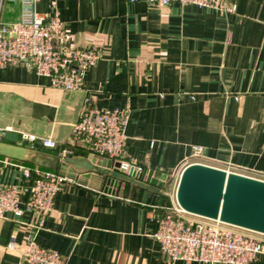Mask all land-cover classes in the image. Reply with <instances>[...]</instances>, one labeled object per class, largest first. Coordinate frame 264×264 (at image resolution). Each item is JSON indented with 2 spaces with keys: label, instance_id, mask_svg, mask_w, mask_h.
Returning a JSON list of instances; mask_svg holds the SVG:
<instances>
[{
  "label": "crops",
  "instance_id": "0c3cea01",
  "mask_svg": "<svg viewBox=\"0 0 264 264\" xmlns=\"http://www.w3.org/2000/svg\"><path fill=\"white\" fill-rule=\"evenodd\" d=\"M22 5L0 0L1 22H20ZM35 9L59 14L66 48L96 45L102 59L80 91L53 88L27 63L0 69V143L31 149L20 145L22 133L52 138L58 148L41 150L60 156L89 94L99 109L129 113L125 161L167 174L172 198L193 163L264 181V0H229L226 13L129 0H36ZM194 147L201 158L191 159ZM24 165L0 156V186L22 184ZM66 177L43 226L29 213L0 219V264L24 261L7 244L28 235L67 264H195L170 263L154 238V217L170 200L146 204L144 190L126 182L107 193L92 173ZM251 264H264V253Z\"/></svg>",
  "mask_w": 264,
  "mask_h": 264
},
{
  "label": "built area",
  "instance_id": "2783aa9c",
  "mask_svg": "<svg viewBox=\"0 0 264 264\" xmlns=\"http://www.w3.org/2000/svg\"><path fill=\"white\" fill-rule=\"evenodd\" d=\"M35 1L22 0L23 17L20 22L5 24L0 20V69L27 63L38 76L48 79L53 88L84 90L89 70L102 59V48L96 45L66 48L67 30L59 14L50 18L40 16L36 12ZM228 1L129 0L130 3L143 2L157 8L172 4L193 5L220 13L227 12ZM129 122V113L120 109H99L87 94L71 136L66 146L60 149V157H66L71 153L68 149L72 148L93 158L117 162L125 172L131 168L143 170L125 161ZM2 137L0 131V140ZM19 143L31 149L58 148L52 138H38L26 133L21 134ZM201 157L202 148L194 147L191 159ZM67 181L68 178L59 171L24 165L22 184L0 186V219L12 216L11 220H19L29 213L38 218L39 226H43L54 211L57 195ZM175 195L171 205L162 208L154 217L157 226L154 238L170 263L251 264L264 253L263 233L189 214L179 206ZM7 249L21 254L24 261L20 264H67L60 253L40 247L34 235H28L24 244H18L12 236Z\"/></svg>",
  "mask_w": 264,
  "mask_h": 264
},
{
  "label": "water",
  "instance_id": "95a60500",
  "mask_svg": "<svg viewBox=\"0 0 264 264\" xmlns=\"http://www.w3.org/2000/svg\"><path fill=\"white\" fill-rule=\"evenodd\" d=\"M7 139L16 144L18 136L9 134ZM0 156L67 174L92 173L104 181V190L115 194L120 183L126 182L144 190L143 202L156 205L163 197L172 202L168 194L167 174L159 171L131 168L128 172L120 164L104 160L94 164L83 156L68 154L62 158L41 149L0 143ZM175 199L187 213L220 220L224 223L264 234V181L227 172L202 164L187 166L180 178Z\"/></svg>",
  "mask_w": 264,
  "mask_h": 264
},
{
  "label": "trees",
  "instance_id": "16d2710c",
  "mask_svg": "<svg viewBox=\"0 0 264 264\" xmlns=\"http://www.w3.org/2000/svg\"><path fill=\"white\" fill-rule=\"evenodd\" d=\"M76 154H79V153H76ZM24 164L33 166V164H29V163H24Z\"/></svg>",
  "mask_w": 264,
  "mask_h": 264
},
{
  "label": "rangeland",
  "instance_id": "374dc122",
  "mask_svg": "<svg viewBox=\"0 0 264 264\" xmlns=\"http://www.w3.org/2000/svg\"><path fill=\"white\" fill-rule=\"evenodd\" d=\"M176 193V191H174ZM175 193L173 195H175Z\"/></svg>",
  "mask_w": 264,
  "mask_h": 264
},
{
  "label": "bare ground",
  "instance_id": "6f19581e",
  "mask_svg": "<svg viewBox=\"0 0 264 264\" xmlns=\"http://www.w3.org/2000/svg\"><path fill=\"white\" fill-rule=\"evenodd\" d=\"M228 172V171H227ZM180 181V180H179ZM179 185V184H178ZM178 188V187H177ZM177 191V190H176Z\"/></svg>",
  "mask_w": 264,
  "mask_h": 264
}]
</instances>
